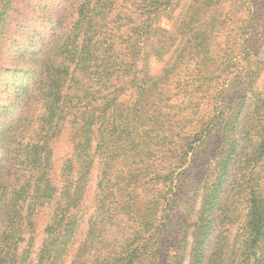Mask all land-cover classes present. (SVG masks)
<instances>
[{"label":"trees","instance_id":"16d2710c","mask_svg":"<svg viewBox=\"0 0 264 264\" xmlns=\"http://www.w3.org/2000/svg\"><path fill=\"white\" fill-rule=\"evenodd\" d=\"M252 3L66 0L71 26L45 40L33 70L12 72L14 110L2 108L0 264H172L169 246L180 252L174 264H264V93L255 88L264 35ZM211 6L219 8L207 17ZM223 14L233 25L214 47L209 27ZM241 61L247 81L230 78ZM64 133L71 151L57 164ZM212 139L182 255L188 218L164 239L166 211L190 155Z\"/></svg>","mask_w":264,"mask_h":264},{"label":"rangeland","instance_id":"374dc122","mask_svg":"<svg viewBox=\"0 0 264 264\" xmlns=\"http://www.w3.org/2000/svg\"><path fill=\"white\" fill-rule=\"evenodd\" d=\"M2 1L6 6H4L6 8V14L0 29V120L5 119V116L3 115L4 111L2 110L4 106H12L11 109L14 110V95L15 91H17L18 86L20 85V82L15 80V76L12 74V72L19 68L33 70L37 64V60L39 59L38 57L40 55V48L44 44L45 40L51 36L53 31H57L59 33L66 32L71 26L74 17L71 13L72 11H70L71 9H68L65 11V13H62V10L66 5V0ZM259 1V3L254 4L253 0L252 4H254L253 11L256 14V18L258 20L256 34H258L260 39L261 35H264V0ZM226 4L229 5V2H226ZM218 8L219 6L209 7L206 16L214 17ZM234 9L235 6L233 5L230 10L233 11ZM224 12L226 13L227 11ZM61 13L63 16L60 15ZM60 16V22L56 23ZM173 18L175 20L178 19L175 16H173ZM232 19L233 18L231 17L228 19V17H225V14H223L220 19H217V21L210 25L209 28L214 29V40L212 42L214 47H217L218 44L223 45L225 43L223 32L227 26L233 25V21H231ZM161 22L164 26L169 27L171 26L173 20L169 19L168 16L163 15ZM121 29L125 32H128V28H126V26H123ZM232 39H234L236 43L238 42V36H235ZM259 39H257V41ZM259 44L261 45L259 58L264 61L263 39L259 40ZM154 66L157 69L160 68L158 63H156ZM237 68V70L236 68L232 69L230 78L239 81L242 79H246V81L249 80L248 78H245L247 75H250L251 67L248 62L241 61ZM219 84H223V82ZM255 88H257L259 92L262 91L264 93V65L257 81L255 82ZM174 93V91L170 90V94ZM174 101L180 100H178L177 96L173 95L169 102L173 103ZM40 111V105L34 102L31 106V115L34 117L38 115ZM246 121L247 117L244 118L240 128L245 126ZM241 135H243V133H238V136ZM5 141H7L6 138L4 139L3 134L0 133V145ZM241 141L244 145L246 144L243 138ZM213 148V139L212 142L208 140L205 144L197 149V153L194 154V156L192 154L190 155L191 158L187 165L188 168L183 176L184 183L177 190V194L175 196L173 195L174 198L172 200L171 206H169L166 211V214H169L171 217V226H168L169 229L167 232H163L164 239L168 238L169 232L175 229L174 224L176 220L179 219V217L188 218L187 233L190 240L188 245L185 248H182V255H188L190 243L193 240L191 235L194 233V225L198 219L197 213L201 206L203 188L209 182L208 180L206 181L209 172L208 168L213 167V164L208 162V158ZM70 151L71 145L68 140L67 133H64L63 136L55 141L54 159L56 160L57 164H60V162L69 154ZM3 152L4 150H0V154ZM93 179L96 180V175H94ZM229 186L230 184L227 185V188H229ZM237 197L238 196L235 198ZM237 200V206L244 207V203L240 205L242 200ZM183 244L184 243H182L181 246H183ZM171 246L174 245L172 244ZM169 249L170 255L168 259H170L172 264H174V261L178 256L177 254H180V252L176 254L175 250L177 249L170 246ZM187 258L188 257H186L183 264H188ZM67 264H69V262Z\"/></svg>","mask_w":264,"mask_h":264}]
</instances>
